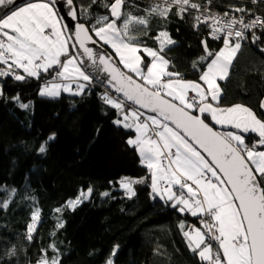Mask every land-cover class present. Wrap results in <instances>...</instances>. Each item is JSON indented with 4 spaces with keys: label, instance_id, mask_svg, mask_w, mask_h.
Listing matches in <instances>:
<instances>
[{
    "label": "snow or ice",
    "instance_id": "snow-or-ice-1",
    "mask_svg": "<svg viewBox=\"0 0 264 264\" xmlns=\"http://www.w3.org/2000/svg\"><path fill=\"white\" fill-rule=\"evenodd\" d=\"M211 2L207 0V4L201 5L197 0H158L145 9V16H133L123 10L126 0H112L110 4H103L109 14L97 16L91 28L77 23L74 32L68 25L60 24L56 0H40L11 8L0 15V65L4 66L0 67V77H12L16 81L39 79L42 72L47 74L51 70L53 82L43 85L40 96L58 97L61 90L73 96L83 95L92 77L82 67L84 59L77 57L76 53L82 50L81 55L91 61V65L102 66L114 82L112 87L122 94L124 99L118 100L105 92L101 99L117 111L120 118L114 120V124L134 129L135 138H129L126 143L140 154L142 163L150 170V177L122 178L120 187L129 197L135 196L132 185L150 179L153 199L159 197L181 215L187 213L199 218L203 231L201 228L185 230L183 221L179 228L190 251L201 261L264 264V120L242 105L220 107L222 89L218 83L228 78L243 42L249 40L248 33L251 32L253 44L261 39L254 30L264 31V17L252 15L245 5H232L231 12L217 15L209 8ZM260 2L251 0L252 4ZM13 3L14 0H0V6ZM65 3L72 19L78 20L80 15H90L89 9L97 0H91L87 7L80 5L79 15L74 0H65ZM172 9L181 20L191 15L195 30L203 24L212 39L222 42L223 46L213 52L207 40L201 41L205 54L192 65L200 72L199 82L185 80L181 73L171 70L173 62L165 53L176 41L168 31L161 30L152 37L158 42L155 49L139 39L148 34L150 16L167 20ZM57 24H60L59 29ZM73 36L76 43L69 46L67 41ZM98 42L114 50L118 57L116 63L107 53L97 54L87 46ZM259 51L264 53V47ZM118 65H123L131 75ZM57 79L66 83L55 82ZM189 92L194 95L189 96ZM0 95H3L2 89ZM14 99L22 109L29 107L20 102L19 97ZM126 101L155 115H145L129 107ZM261 107L264 108V102ZM208 117L215 124L230 126L238 132L218 133L206 123ZM169 122L174 127H170ZM249 132L259 137L251 145L243 135ZM53 140L55 133L38 145L37 153L46 154ZM163 160L168 161L167 167H163ZM161 180L166 181L163 187ZM92 191L89 187L55 212L62 213L65 208L74 211L90 198ZM15 196L16 191L12 189L6 199L0 200V211L7 210ZM102 196L107 197L109 193L104 192ZM39 219L40 211L36 209L27 226L29 241L33 239ZM212 241L218 242V248L214 249ZM51 247L57 255L49 259L46 250H42L44 255L36 264H60L58 249L54 244ZM118 247L114 246L112 257ZM6 254L16 255V249ZM106 264H114V260L109 258Z\"/></svg>",
    "mask_w": 264,
    "mask_h": 264
},
{
    "label": "trees",
    "instance_id": "trees-1",
    "mask_svg": "<svg viewBox=\"0 0 264 264\" xmlns=\"http://www.w3.org/2000/svg\"><path fill=\"white\" fill-rule=\"evenodd\" d=\"M111 2L97 0L89 9L90 15H80L78 21L91 28L97 16L109 14L103 4ZM154 2L158 0H126L123 10L145 16V9ZM197 2L207 4V0ZM74 4L79 15V6L87 7L91 0H74ZM232 5H245L251 14L264 17V0L257 4L251 0H212L209 8L223 11ZM148 20V34L139 37L142 44L155 49L158 42L152 37L161 30L168 31L176 41L165 53L173 62L171 70L181 73L185 80L199 82L200 72L192 65L205 54L201 41L207 40L213 52L223 46L221 41L212 39L206 26L195 30L193 17L185 15L181 20L175 9L167 20L157 15ZM254 31L261 39L253 44L248 33L249 40L243 42L228 78L219 83V106L242 105L264 120V53L259 51L264 47V31ZM41 74L39 79L24 81L0 77V200L12 189L16 191L9 208L0 211V264H36L44 255L42 250L51 259L57 255L53 244L60 264H106L109 258L114 264H207L190 251L179 228L183 221L185 230L203 231L199 218L181 215L159 197L153 199L150 179L132 185L135 196L129 197L120 187L122 178L150 177V170L126 143L135 137L133 130L113 123L120 117L101 99L108 91L92 81L83 95L61 90L56 98L40 96L43 82L53 81L54 75L51 70ZM15 97L29 107L22 109ZM206 122H210L208 118ZM53 133L55 140L49 143L46 154H38V145ZM245 138L249 145L258 140L256 135ZM89 187L93 190L90 198L74 211L65 208L62 213L55 212ZM104 192L109 196H102ZM36 209L40 219L29 241L27 226ZM61 223L63 227H58ZM12 248L16 255L9 257L6 253Z\"/></svg>",
    "mask_w": 264,
    "mask_h": 264
},
{
    "label": "water",
    "instance_id": "water-1",
    "mask_svg": "<svg viewBox=\"0 0 264 264\" xmlns=\"http://www.w3.org/2000/svg\"><path fill=\"white\" fill-rule=\"evenodd\" d=\"M31 2H40V0H14L13 5L0 6V15L5 14L11 8H18L21 5H26L27 3H31ZM56 11L59 13V17L61 18L60 24L68 25L73 30V32H74L75 31V25L77 23H80V22L78 20H73L72 19V17L70 16V14L68 12V5H67V3H65V0H56ZM65 34L66 35H71V33H65ZM93 39H95V38L93 37ZM67 43H68L69 46H71L74 43H76L75 42V37L73 36V38L70 39V40H68ZM87 46L93 48V51L95 53H97V54L107 53L109 56L113 57V63H116L118 61V59L116 58L113 50L112 49L110 50V48L108 46L103 45L100 42H98L95 45L92 44V43H89ZM76 48L78 49V44H76ZM81 53H82V50L78 51L76 53L77 54V57H78V59L79 58L84 59L85 62L82 65V67L84 68V70L86 71V73L89 74L92 77V81L93 82H96L99 86L104 87L109 93H113L117 98L124 99L123 96H122V94L117 93L115 91V89L112 87V84L114 82L111 81V78H110L109 74L103 71V67L102 66L91 65V61H88L86 57H84V56L81 55ZM118 67L122 71H124L125 73H127L125 70H123V68H122L121 65H118ZM127 74H129V73H127ZM126 103L129 105V107H135L138 111L144 112L147 115H155L154 113L148 112L146 109H140V108H138V106L131 105V102L126 101ZM232 106H234V105H232ZM193 114H197V113H193ZM205 115H207V114H205ZM208 120L210 121L208 124L211 127H213L214 131H216L218 133H220L222 131H225V132H228V131L238 132L237 129L231 128L230 126H222V125L215 124L211 120L210 117H208ZM169 126L170 127H174V125H172L170 122H169ZM243 135H245V137H249L251 135H254V136L256 135V137L259 139L257 133L249 132V133H244Z\"/></svg>",
    "mask_w": 264,
    "mask_h": 264
},
{
    "label": "crops",
    "instance_id": "crops-1",
    "mask_svg": "<svg viewBox=\"0 0 264 264\" xmlns=\"http://www.w3.org/2000/svg\"><path fill=\"white\" fill-rule=\"evenodd\" d=\"M32 3H36V2H32ZM57 28L59 29L60 28V24H57ZM46 32H50V29H46ZM106 46H108V45H106ZM108 47H110V46H108ZM111 48V47H110ZM113 52H114V50H113ZM115 54V53H114ZM117 59H118V57H117ZM231 67H232V65L230 66V69H231ZM230 69H229V72H230ZM22 73V72H21ZM59 80H62V79H59ZM63 82H66V81H61V83H63ZM218 83H220V81H218ZM190 93V92H189ZM169 99H171L170 97H168ZM178 102V101H177ZM131 130H133V132L135 133V131H134V129H131ZM135 136H136V133H135ZM135 138V137H134ZM175 150L173 149V152H174ZM139 157L141 158V156H140V154H139ZM141 162H142V158H141ZM143 164V166L145 167V168H147L146 167V165L144 164V163H142ZM168 166V163H167V165H163V167H167ZM174 167V166H173ZM161 186L163 187L165 184H166V181H164V180H161ZM189 184H191V181H189ZM193 187H195L194 185H193ZM174 190H176V188H174ZM194 234V233H193Z\"/></svg>",
    "mask_w": 264,
    "mask_h": 264
},
{
    "label": "rangeland",
    "instance_id": "rangeland-1",
    "mask_svg": "<svg viewBox=\"0 0 264 264\" xmlns=\"http://www.w3.org/2000/svg\"><path fill=\"white\" fill-rule=\"evenodd\" d=\"M32 3V2H31ZM102 43V42H101ZM103 44V43H102ZM110 48V47H109ZM110 50H111V48H110ZM113 50V49H112ZM115 53V52H114ZM115 56H116V54H115ZM116 58H117V56H116ZM61 59H62V57H61ZM123 66V65H122ZM0 67H4V66H2V65H0ZM126 70V69H125ZM18 71H20V72H22V69H20V70H18ZM130 75H131V73H129ZM42 75V74H41ZM40 75V76H41ZM61 81L62 80H59V79H57L55 82H60L61 83ZM50 82H53V81H49V80H46L45 82H43L44 84H46V83H50ZM43 87V86H42ZM189 94H193V93H189ZM194 95V94H193ZM60 96V95H59ZM51 98H56V97H51ZM168 98V97H167ZM169 99V98H168ZM177 103V102H176ZM28 105H30V104H28ZM145 115H147V114H145ZM233 132H235V131H233ZM220 133H225V131H222V132H220ZM167 160L165 161V160H163L162 161V165H167ZM83 192H86L87 190H82ZM81 191V192H82ZM71 210V209H70ZM212 243H213V247H214V244H215V246H216V244H217V246H218V242H214V241H212Z\"/></svg>",
    "mask_w": 264,
    "mask_h": 264
},
{
    "label": "built area",
    "instance_id": "built-area-1",
    "mask_svg": "<svg viewBox=\"0 0 264 264\" xmlns=\"http://www.w3.org/2000/svg\"><path fill=\"white\" fill-rule=\"evenodd\" d=\"M212 11V10H211ZM213 13H215V14H217V15H221V16H223V14L225 13V12H231V9H228V10H223V11H212ZM235 15H240L239 13H235ZM253 15V14H252ZM245 19H247V16L245 17ZM202 26H204L203 24H202ZM218 41V40H217ZM220 41V40H219ZM221 44H222V42H221ZM108 93V92H107ZM110 95H112V93H109ZM191 95H193V94H189V96H191ZM113 96V95H112ZM166 161V160H165ZM168 163V162H167ZM188 183H189V181H188ZM178 187V186H177Z\"/></svg>",
    "mask_w": 264,
    "mask_h": 264
}]
</instances>
